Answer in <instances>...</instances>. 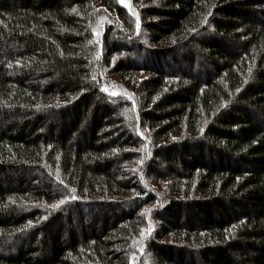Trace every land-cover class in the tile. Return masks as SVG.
<instances>
[{"label":"trees","instance_id":"1","mask_svg":"<svg viewBox=\"0 0 264 264\" xmlns=\"http://www.w3.org/2000/svg\"><path fill=\"white\" fill-rule=\"evenodd\" d=\"M0 264H264V0H0Z\"/></svg>","mask_w":264,"mask_h":264},{"label":"snow or ice","instance_id":"2","mask_svg":"<svg viewBox=\"0 0 264 264\" xmlns=\"http://www.w3.org/2000/svg\"><path fill=\"white\" fill-rule=\"evenodd\" d=\"M118 2L121 4H125V0H118ZM126 6H128V5H126Z\"/></svg>","mask_w":264,"mask_h":264},{"label":"rangeland","instance_id":"3","mask_svg":"<svg viewBox=\"0 0 264 264\" xmlns=\"http://www.w3.org/2000/svg\"><path fill=\"white\" fill-rule=\"evenodd\" d=\"M129 4H130V2L127 3V5H129ZM117 80H118V78L115 79V82H118ZM63 221L64 220H62L61 223H63Z\"/></svg>","mask_w":264,"mask_h":264}]
</instances>
